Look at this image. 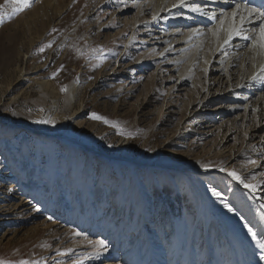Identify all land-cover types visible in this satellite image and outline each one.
I'll return each instance as SVG.
<instances>
[{
	"label": "rangeland",
	"instance_id": "obj_1",
	"mask_svg": "<svg viewBox=\"0 0 264 264\" xmlns=\"http://www.w3.org/2000/svg\"><path fill=\"white\" fill-rule=\"evenodd\" d=\"M133 2L32 0L12 15L16 0H0V116L27 120L41 131L0 124V264H106L102 255L111 250L115 259L108 261L119 264L121 254L133 252L139 223L137 264H149L150 257L162 263L181 241L182 264H208V251L224 254L219 216L210 215L206 226L187 174L164 165L225 166L242 177L260 157L232 158L244 138L240 132L224 140L233 115L207 121L201 111L221 102L201 107L197 89L176 91L175 79L146 64L153 51L130 32ZM114 71L120 73L109 75ZM24 74L29 79L18 81ZM195 109L200 113L186 118ZM93 113L103 119H91ZM202 121L211 124L208 134L184 131ZM133 159L143 164L135 168ZM194 178L213 209L227 216L240 210L223 177ZM248 180L264 188V171ZM231 235L236 243L238 233Z\"/></svg>",
	"mask_w": 264,
	"mask_h": 264
},
{
	"label": "bare ground",
	"instance_id": "obj_2",
	"mask_svg": "<svg viewBox=\"0 0 264 264\" xmlns=\"http://www.w3.org/2000/svg\"><path fill=\"white\" fill-rule=\"evenodd\" d=\"M134 1L130 4H135L136 17L131 22L130 32L132 36L134 34L141 37L137 43L142 48L153 51L146 64L155 65L158 73L164 74L168 81L175 79L172 89L176 91L185 90L187 85L197 89L195 99L199 98L198 104L201 107L221 102L222 105L201 111L207 121L217 119L224 113L233 115L232 123H229V127L223 134L224 140L225 142L232 141L240 132L243 133L244 138L232 158L249 152L260 157L256 163L247 168L246 174H242L240 180L230 176L229 167L226 168L225 166L198 167V165L197 167H188L178 163L164 165L175 175L187 174L200 198L198 215L205 217L206 226L209 225L207 223L210 215L216 213L219 216L217 221L224 235L226 248L224 254L219 256L215 252L208 251L210 253L208 264H223L224 262V264H264V259H261L264 257V248L259 246L264 244V188H261L259 181L250 182L248 180L249 176L257 170L264 171V48L256 44L259 27L260 24L264 23V20L256 12L249 15L243 9L247 6V8L256 9L257 12L261 11L251 5V0ZM237 4L240 5V11H237L234 25L232 14L236 11ZM193 8H197L199 11H192ZM126 9H133V6ZM122 11L121 9L120 13H123ZM241 16L245 17L241 35L250 36L252 39L243 40L239 36H234L229 43L225 44L224 41L228 38L233 27H240ZM183 61L185 63L178 69L177 65ZM187 69L190 71L186 72ZM117 72L120 73V71ZM117 72H111L109 75L116 76L118 75ZM171 72L175 75L169 76L168 74ZM192 74H194L193 79L189 76ZM201 75H205L204 81ZM27 79H29L28 76L24 74L18 81L24 82ZM74 85L75 83H72L69 87L70 98L74 96ZM38 87L42 89L43 84L38 85ZM55 102H51L52 107L56 105ZM195 113H200V111L195 109L188 113L186 118H193ZM1 123L6 127L21 126L33 133L41 132L39 128L24 119L0 116ZM222 127L221 123L216 128L220 130ZM210 128L209 122L202 121L199 125H190L184 131L208 134ZM58 136L77 144L84 151L105 154L85 145L76 138L64 137L65 135ZM132 162L135 168L143 164L134 159ZM207 174L223 177L227 186L231 188L233 196L239 202L240 210L237 213H227L230 215L227 216L217 209H213L208 193L203 189L200 181L194 178L196 175L201 177ZM245 184L257 186L256 190L251 191L245 187ZM240 226L245 229L251 228L256 238L253 239L251 234L242 232ZM133 227H135L133 228V238L137 243L133 252L128 253V255L126 253L121 254L119 264L138 263L136 257L139 252V237L143 232L141 229L143 224L139 223ZM230 232L235 235L236 232L238 233L239 237L236 235L238 238L236 243L232 241ZM240 234L242 235L240 236ZM205 236L207 239V228ZM173 237L174 234L171 235V239ZM180 239L182 240L181 236ZM172 243L173 241H170L169 244ZM183 249L184 246L181 241L178 248L167 259L161 260L162 263L160 264H182ZM114 254L116 253L112 250L104 253L102 255L103 261L107 262L106 264H115L113 261H108L111 258L115 259ZM192 262V260H188L187 264H193ZM157 263V259L149 258V264Z\"/></svg>",
	"mask_w": 264,
	"mask_h": 264
},
{
	"label": "snow or ice",
	"instance_id": "obj_3",
	"mask_svg": "<svg viewBox=\"0 0 264 264\" xmlns=\"http://www.w3.org/2000/svg\"><path fill=\"white\" fill-rule=\"evenodd\" d=\"M183 2V0H182ZM32 0H16V4L18 6L14 7L12 10V15H16L17 13L29 8L31 6ZM192 11H199V9L197 8H193ZM237 11H240V5L237 4L236 6V11L233 12V24L235 25V16L237 14ZM243 11H247L249 13V15H251L252 13L256 12V14L262 19L264 20V11L261 12H257L256 9H251V8H247V6H245V8L243 9ZM245 22V17L241 16V21H240V27H233V29L229 32L228 38L224 41L225 44L229 43L234 36H239L241 39L243 40H250L252 39V37L250 36H246V35H241V33L243 32V23ZM256 44L261 47L264 48V23L260 24L259 27V32H258V36H257V40H256ZM91 119H95V120H102L103 118L98 116L97 114L93 113L90 115ZM39 123H48V121H38ZM230 176H232L234 179L236 180H240V177L235 173V172H230L229 173ZM241 183H243V181H240ZM246 188H249L251 191H255L256 187L255 185H248L245 184ZM213 195L219 196L220 194L218 192H213ZM225 208H228L229 211H232L233 209L231 207H229L228 204L224 205ZM249 233L252 235L253 239L256 238L255 234L252 233V229L249 228L248 229ZM99 246L101 248L104 247V242L100 241L99 242ZM261 248H264V244H260L259 245ZM261 259H264V257H261Z\"/></svg>",
	"mask_w": 264,
	"mask_h": 264
}]
</instances>
